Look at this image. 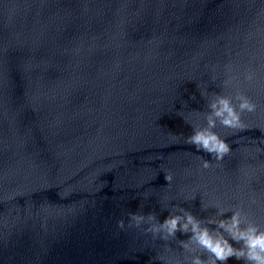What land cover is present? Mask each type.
<instances>
[{"label": "water", "instance_id": "water-1", "mask_svg": "<svg viewBox=\"0 0 264 264\" xmlns=\"http://www.w3.org/2000/svg\"><path fill=\"white\" fill-rule=\"evenodd\" d=\"M237 89L258 107L217 122V161L187 137ZM257 148L264 0H0V264H176L191 233L150 224L216 201L264 224Z\"/></svg>", "mask_w": 264, "mask_h": 264}, {"label": "clouds", "instance_id": "clouds-1", "mask_svg": "<svg viewBox=\"0 0 264 264\" xmlns=\"http://www.w3.org/2000/svg\"><path fill=\"white\" fill-rule=\"evenodd\" d=\"M243 79L254 83L258 75L250 69L244 73ZM209 107L211 112L207 116L206 125L193 126V132L186 142L214 154L215 160L219 161L232 149L228 141L215 130L217 122L226 128H244V113L255 112L258 105L246 92L237 89L234 96L218 95ZM256 150L264 151L261 148ZM210 166V160H202L203 168ZM166 179L170 181L171 175ZM256 202L255 195H252L249 205ZM215 206L218 208V216L223 218L213 217L205 221L182 209V215H169L162 223L150 224L147 231L162 233L164 239L174 237L177 231L191 233L187 240L180 241L185 255L176 264H227L230 257L242 260L244 264H264V224L252 219L243 206L225 207L219 201L215 202ZM229 211L231 215L225 216ZM154 219L151 215L147 217L149 221ZM145 220L144 215L132 214V221L137 226ZM123 223L120 221L121 226ZM212 224L216 227H209Z\"/></svg>", "mask_w": 264, "mask_h": 264}]
</instances>
